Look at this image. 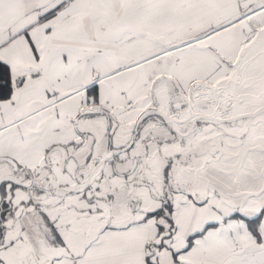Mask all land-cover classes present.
Returning <instances> with one entry per match:
<instances>
[{
  "label": "snow or ice",
  "instance_id": "1",
  "mask_svg": "<svg viewBox=\"0 0 264 264\" xmlns=\"http://www.w3.org/2000/svg\"><path fill=\"white\" fill-rule=\"evenodd\" d=\"M0 264H264V0H0Z\"/></svg>",
  "mask_w": 264,
  "mask_h": 264
}]
</instances>
